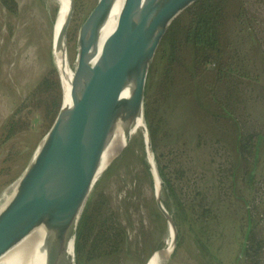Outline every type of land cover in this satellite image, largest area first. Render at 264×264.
Returning <instances> with one entry per match:
<instances>
[{"label": "rangeland", "instance_id": "obj_1", "mask_svg": "<svg viewBox=\"0 0 264 264\" xmlns=\"http://www.w3.org/2000/svg\"><path fill=\"white\" fill-rule=\"evenodd\" d=\"M15 1V11L0 2V198L10 192L46 130L40 113L17 108L55 68L51 44L56 2ZM96 1L74 0L66 31L72 68L79 28ZM226 8L224 37L236 69L208 96L194 82L192 94L180 84L159 104L153 102L155 121L161 118L153 146L150 141L152 153L147 152L144 131L138 130L99 175L86 202L91 206L98 197L107 201L121 242L92 258L86 247L78 262L75 253L76 264H146L166 246L169 226L156 205L155 176L177 229L161 264H245L249 229L263 241L258 258L264 264V0H229ZM241 8L245 17L236 18ZM155 81L156 76L149 87L151 99ZM11 118L20 122L7 135ZM144 124L148 136L145 118ZM161 168L173 182L172 193Z\"/></svg>", "mask_w": 264, "mask_h": 264}, {"label": "water", "instance_id": "obj_2", "mask_svg": "<svg viewBox=\"0 0 264 264\" xmlns=\"http://www.w3.org/2000/svg\"><path fill=\"white\" fill-rule=\"evenodd\" d=\"M195 1H96L78 31L68 93L57 71L59 110L7 198H0V256L41 227L49 235L45 264H76L77 226L105 145L116 124L134 117L144 123L146 76L155 51L172 21ZM73 8L70 0L56 49L66 43ZM141 131L152 153L146 128ZM155 196L175 242L176 224L162 203L161 185Z\"/></svg>", "mask_w": 264, "mask_h": 264}, {"label": "trees", "instance_id": "obj_3", "mask_svg": "<svg viewBox=\"0 0 264 264\" xmlns=\"http://www.w3.org/2000/svg\"><path fill=\"white\" fill-rule=\"evenodd\" d=\"M228 1L196 0L172 21L163 35L155 51L154 61L148 69L144 91V118L152 146L158 135L160 122L158 120L161 118L159 116L155 121L153 102L159 104L160 99H165L175 88L180 89V84L186 88L188 94H192L194 82L202 91L205 89L208 96L209 90L213 93L223 76L232 73L233 68L236 69L233 59L227 55L230 41L224 37L228 20L226 10ZM0 2L7 9L15 11V0H0ZM234 15L240 19L245 17L242 8ZM56 71L55 68H50L17 108L18 111L22 107H28L30 111L34 109L40 113L46 122L45 132L52 124L62 100ZM155 76L156 91L151 99L149 87L152 86ZM212 76H215L213 80ZM221 110L222 107L217 109L216 113ZM19 122V118H11L7 122V135L16 131L15 127ZM160 175L168 191L172 193L174 185L171 178L166 176L162 168ZM107 209V201L102 197H98L91 206L85 205L76 233L77 262L86 247L87 257L92 258L101 255L105 248H109V251L115 249L121 242V230L115 229L112 215ZM262 242L253 229L248 230L243 244L245 264H260L258 257L261 254Z\"/></svg>", "mask_w": 264, "mask_h": 264}, {"label": "bare ground", "instance_id": "obj_4", "mask_svg": "<svg viewBox=\"0 0 264 264\" xmlns=\"http://www.w3.org/2000/svg\"><path fill=\"white\" fill-rule=\"evenodd\" d=\"M57 4V11L52 25V60L60 75L64 95L68 93L70 82L73 78V69L69 64L67 45L64 41L60 43L58 49L54 47V42L57 39L60 27L63 23L65 15L70 7V0H54ZM134 0H127V2ZM145 124L141 117H134L124 122L116 124L113 134L106 143L100 161L99 175L106 167L117 157L121 151L127 146L131 137L138 131L143 130ZM99 177V176H98ZM161 185V180L156 177L155 195L158 191V186ZM15 186L13 183L10 188ZM7 195L2 193V197ZM7 198V197H6ZM5 198V199H6ZM48 233L41 227L29 233L17 244L7 250L0 256V264H45L46 247L48 243ZM172 233L169 228L167 236V244L161 251H154L149 257L146 264H161L162 255L166 256L171 250Z\"/></svg>", "mask_w": 264, "mask_h": 264}]
</instances>
